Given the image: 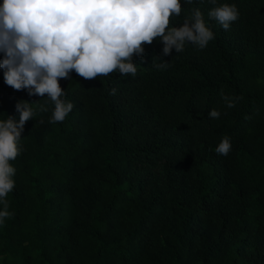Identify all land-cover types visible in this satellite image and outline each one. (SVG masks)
Returning a JSON list of instances; mask_svg holds the SVG:
<instances>
[{"label":"trees","instance_id":"obj_1","mask_svg":"<svg viewBox=\"0 0 264 264\" xmlns=\"http://www.w3.org/2000/svg\"><path fill=\"white\" fill-rule=\"evenodd\" d=\"M225 3L239 13L228 30L208 15ZM181 6L168 27L199 8L205 48L164 55L156 38L133 54L135 76L73 70L59 79L73 104L62 122L47 94L13 89L0 68V120H18L21 100L34 112L9 161L0 264H264V0Z\"/></svg>","mask_w":264,"mask_h":264},{"label":"clouds","instance_id":"obj_2","mask_svg":"<svg viewBox=\"0 0 264 264\" xmlns=\"http://www.w3.org/2000/svg\"><path fill=\"white\" fill-rule=\"evenodd\" d=\"M193 0H185L191 4ZM215 4V0H211ZM181 0H3L0 4V68L4 81L13 89L27 90L28 94L50 99L55 107L51 122H62L73 104L61 97L65 91L60 78H69L73 70L84 79L107 76L118 72L132 74L137 69L133 54L143 55L144 44L161 38L163 54L173 48L184 50L186 43L199 49L214 39V33L205 25L199 8L184 19L182 26L169 28L172 16L181 15ZM214 18L224 30L237 20L235 5L222 4L212 8ZM167 67V62L156 65ZM116 89H112L115 94ZM227 107L235 100L221 92ZM19 119L8 116L0 120V222L8 217L5 199L15 187V168L9 163L19 154L18 141L25 123L34 112L27 101H18ZM42 110H47L42 108ZM210 118H219L220 112H208ZM231 142L224 137L216 146L217 154L227 156Z\"/></svg>","mask_w":264,"mask_h":264}]
</instances>
